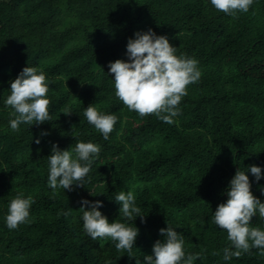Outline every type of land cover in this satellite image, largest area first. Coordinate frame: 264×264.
<instances>
[{
	"label": "trees",
	"instance_id": "obj_1",
	"mask_svg": "<svg viewBox=\"0 0 264 264\" xmlns=\"http://www.w3.org/2000/svg\"><path fill=\"white\" fill-rule=\"evenodd\" d=\"M149 29L202 72L171 125L129 111L109 74L110 62H129L128 40ZM27 66L47 77L52 119L14 132L5 101ZM89 105L118 117L108 140L87 122ZM78 142L101 146L90 182L53 195L52 145ZM252 165L262 169L259 182ZM238 169L264 203V0L236 19L210 0H0V264H145L167 226L183 236L187 254L202 255L194 264H264L259 249L225 261L230 242L212 222ZM121 191L133 192L145 222L120 213ZM20 193L34 200L30 222L9 230L8 205ZM81 200L102 202L109 223L139 230L131 256L110 238L88 236ZM251 226L264 230V219L257 213Z\"/></svg>",
	"mask_w": 264,
	"mask_h": 264
},
{
	"label": "clouds",
	"instance_id": "obj_2",
	"mask_svg": "<svg viewBox=\"0 0 264 264\" xmlns=\"http://www.w3.org/2000/svg\"><path fill=\"white\" fill-rule=\"evenodd\" d=\"M211 5L234 19L238 14H247L254 4V0H210ZM134 39H129L126 46L129 62L116 60L108 65L109 74L114 76L115 96L129 110L136 112L141 118L154 115L169 125L174 118L181 114L179 107L182 99L188 95L187 88L198 83L202 72L198 61L177 55V48L173 47L166 36H158L149 29L147 32H136ZM67 84V82H66ZM49 83L43 71L35 67H25L18 77L11 82L10 95L5 105L13 111L10 120L11 130L20 131V125H42L51 120L49 112L51 104L48 98ZM69 90V89H68ZM76 99V98H74ZM77 100V99H76ZM79 101V100H78ZM63 115H72L67 110ZM84 116L87 122L108 140L115 130L118 117L115 114H104L93 105H89ZM49 133L43 132L41 136ZM36 139L35 143L40 144ZM101 152V146L91 142H78L74 149L60 150L53 144L51 154L47 157L49 163L48 187L53 195L58 189L73 191L75 187H84L90 182L89 173L94 161ZM249 171L256 182L262 178V169L255 165ZM86 177H89L86 180ZM227 201L218 205L212 222L218 228L226 231L230 246L223 249V259L239 258L252 249H259L264 255V230L251 226L253 217L259 214L264 219V203L256 198L251 191V182L246 172L237 170L226 191ZM264 195V191H262ZM117 204L121 205L120 213L129 220L138 217L145 222L141 215V208L136 206L133 192L121 191L115 196ZM34 200L31 196L23 197V193L13 198L8 205L6 226L9 230L17 229L21 224L28 223L30 209ZM83 213V228L93 240L110 238L115 242L118 252L126 251L131 256L139 230L125 223H109L108 219L99 211L102 202L81 200ZM89 208L90 210H85ZM72 209L63 215L71 214ZM165 237L164 242L156 241L153 255L144 257L145 264H194L202 259L200 253L187 254L184 250V239L173 228L167 226L159 230ZM212 255H219L213 252Z\"/></svg>",
	"mask_w": 264,
	"mask_h": 264
}]
</instances>
